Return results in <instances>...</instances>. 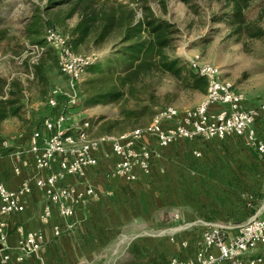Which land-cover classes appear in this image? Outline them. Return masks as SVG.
<instances>
[{
  "label": "built area",
  "instance_id": "2783aa9c",
  "mask_svg": "<svg viewBox=\"0 0 264 264\" xmlns=\"http://www.w3.org/2000/svg\"><path fill=\"white\" fill-rule=\"evenodd\" d=\"M45 39L56 51L60 71L69 84L66 89L54 87L50 91L48 112L38 126L15 137L0 133V160H10L14 175L22 177L16 188L0 181V251L4 252L5 264L12 261V255L15 263H24L45 243L42 231H25L17 226V244L10 249L7 246L11 220L25 212L27 196L35 189L44 192L49 200L40 215L44 224L51 221L50 203L58 204L59 215L67 220L74 217L77 207L99 197L85 177L89 168L99 164L103 146L109 147L114 158L112 175L127 182L137 181L141 173L151 172L156 156L155 149L149 145L152 139L157 147L166 148L181 140L240 137L264 156V102L247 105L245 94L222 77L221 68L202 61L199 56L189 61L190 68L207 80L205 98L198 106L185 110L165 106L144 127L118 135L93 136L90 117L82 111L80 91L85 67L93 59L77 54L69 37L56 29L48 28ZM26 171L32 175H24ZM69 177L79 178L80 183L62 184ZM198 222L203 230L195 244V255L173 257L169 264H264V256H249V252L264 245V210L240 225L236 235L228 233V226ZM53 233L59 236L61 229L54 225ZM181 244L185 248L189 246L187 241Z\"/></svg>",
  "mask_w": 264,
  "mask_h": 264
},
{
  "label": "rangeland",
  "instance_id": "374dc122",
  "mask_svg": "<svg viewBox=\"0 0 264 264\" xmlns=\"http://www.w3.org/2000/svg\"><path fill=\"white\" fill-rule=\"evenodd\" d=\"M49 2L0 0V99L7 95L12 82L20 84L24 96L19 114L0 122V133L8 137L28 132L38 124L48 112L49 92L54 87L66 89L69 84L59 66L45 72L47 83L38 81L32 73V65L38 62L44 50L51 47L46 42L42 48L33 44L35 40H44L48 23L52 22L56 30L70 36L81 17L80 12L70 14L72 3L59 1L50 8ZM116 4H129L135 19H139L143 8L149 6L156 16L169 20L179 29L175 47L169 50L172 56L179 57L188 66L191 59L199 56L202 61L221 68L222 77L245 94L247 105L264 102V37L254 39L233 35L227 19H213L214 14L232 10L229 0H117ZM252 4L259 6L249 11V17L261 16L259 22L264 27V0H253ZM96 37V34L90 36L75 50L76 53L91 59L103 58L113 51L121 34L114 33L100 43L95 42ZM157 94L155 111L170 105L179 110L193 108L206 95L183 87L170 76L161 80ZM119 105L112 102L82 106L84 114L90 117L93 136L105 135L99 132V126L105 119L119 117ZM150 121L136 128L144 127ZM128 131L115 128L109 134ZM262 135L264 137V133ZM216 143L218 141L211 144L201 142L207 147L204 158H186V191L176 208L187 222L175 226L178 231L192 228L187 226L190 221H208V216L242 225L264 210V167L257 162L250 163L251 166L245 163L247 159L264 161V156L253 148L242 149L241 145H247L244 140L231 143L232 148ZM221 177L224 180L227 177L229 183H221L218 179ZM174 212L170 210L168 213L169 221L176 217Z\"/></svg>",
  "mask_w": 264,
  "mask_h": 264
},
{
  "label": "crops",
  "instance_id": "0c3cea01",
  "mask_svg": "<svg viewBox=\"0 0 264 264\" xmlns=\"http://www.w3.org/2000/svg\"><path fill=\"white\" fill-rule=\"evenodd\" d=\"M262 129L264 132V125ZM149 141V145L156 152L151 172L141 173L134 182L112 175L114 158L109 147L103 146L99 153V164L89 168L85 177L95 187L99 197L77 207L74 217L70 219L61 218L58 204L50 203L51 221L44 224L40 215L49 200L38 189L29 194L25 212L15 215L11 220L7 246L9 249L16 246L19 238L17 226H22L25 231H42L45 243L40 251L21 264H169L173 257H193L195 244L203 230L201 223L193 220L189 222H195L189 226L192 227L190 229L178 231L174 228L187 222L183 213L176 208L181 204L179 201L183 199L186 191V158L191 156L200 159L206 156L207 147L202 146L201 142L211 144L218 141L216 144L232 148L231 143L243 142V138L181 140L166 148L157 147L153 139ZM243 147L246 150L251 149L245 144L241 145L242 149ZM197 152L200 153L199 156ZM252 162L260 163L264 167V161H245L247 166H251ZM24 175H32V172L26 171ZM218 179L221 183H229L227 177L225 180ZM21 180L22 177L14 175L10 160H0V181L9 188H16ZM79 183V178L76 177H69L62 182L66 185ZM255 195L259 197V194ZM170 210L175 211L176 215H173L177 217L172 221L168 219ZM208 217V221L228 226L230 235L238 233L240 225L218 220L213 216ZM54 225L61 229V235H54ZM159 230L163 231L154 233ZM183 241H187L189 246L183 247ZM263 252L264 245H261L249 252V256H264ZM3 255L4 252L0 251V264H5ZM12 257L8 264H17L14 261L15 256Z\"/></svg>",
  "mask_w": 264,
  "mask_h": 264
},
{
  "label": "trees",
  "instance_id": "16d2710c",
  "mask_svg": "<svg viewBox=\"0 0 264 264\" xmlns=\"http://www.w3.org/2000/svg\"><path fill=\"white\" fill-rule=\"evenodd\" d=\"M59 1L72 3L71 15L81 13L79 22L68 36L74 51L94 34L97 35L96 43L114 33L121 34L110 54L94 58L85 67L84 78L80 83L82 106L112 102L120 104L119 117L105 119L99 126V132L109 134L115 128L120 131L132 130L148 123L157 113L154 107L158 87L166 76L187 89L207 92V80L189 68L185 61L169 53L175 47L179 29L169 20L156 16L149 6L143 8L139 19H135L129 4H116L117 0H50L49 7H55ZM229 2L232 10L214 14V21L227 19L233 35L263 38L264 27L259 22L261 16L253 19L248 15L251 9L259 5H253V0ZM48 28L55 29L54 24L48 23ZM33 42L41 48L45 42L48 44L45 37L44 40ZM54 66H59L58 57L51 46L32 65V73L38 81L47 83L45 72ZM23 98L20 84L12 82L7 95L0 99V122L19 114Z\"/></svg>",
  "mask_w": 264,
  "mask_h": 264
}]
</instances>
